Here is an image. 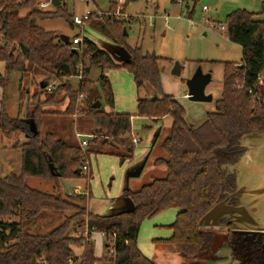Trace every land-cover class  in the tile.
I'll return each mask as SVG.
<instances>
[{
  "label": "trees",
  "instance_id": "16d2710c",
  "mask_svg": "<svg viewBox=\"0 0 264 264\" xmlns=\"http://www.w3.org/2000/svg\"><path fill=\"white\" fill-rule=\"evenodd\" d=\"M92 1L96 4L99 0ZM130 2L125 0L124 7ZM38 3L0 0V62L5 68V73L0 72V86L6 85L14 71L51 75L37 80L33 95L20 89V100L32 107V122L10 117L3 103L0 107V134L26 136L25 141L16 144L21 153L20 170L8 168L4 161L0 172V264H156L138 247L140 229L145 220L172 207L180 209L168 226L173 234L157 241L175 247L184 260L209 257L215 230L200 228L199 221L235 190L231 166L246 151L241 138L250 132H264V84L257 81L264 68V3L258 14L236 10L227 16L225 31L230 41L242 47V61L224 64L221 96L215 110L207 113L197 127L189 125L186 110L176 97L164 92L161 63L167 59L144 51L141 45L127 43L128 25L133 21L89 22V27L129 55L128 61L117 63L88 37L75 51L63 44L56 31L45 30L38 22L63 19L74 29V14L67 5L42 10ZM110 5L114 9L112 0ZM258 15L260 20L255 19ZM79 64L83 79L76 83ZM120 68L132 73L137 88L148 85L156 93L155 97H137V116L172 119L170 133L161 144L166 158L155 161L166 167L167 175L137 191L124 189L123 196L132 202L133 209L104 216L88 211L89 189L87 194L63 195L62 191L65 181L86 178L81 171L91 153L120 156L122 162L133 156V116L107 112L103 107H113L115 102L106 73ZM94 69L99 70L97 79L91 76ZM52 82L57 84L56 89L47 92L46 86ZM80 95L84 96L81 106ZM98 101L101 107L94 108ZM63 103L67 104L64 116L81 113L93 123L91 137L99 149H82L53 132L42 133L44 117L51 113L46 108ZM121 147L126 150L124 154L116 151ZM50 163L58 176L52 174ZM29 178L53 181V192L29 186ZM47 214H62L64 220L47 234L33 233L34 222ZM86 225L106 236L108 253L101 258L95 256L91 235H74ZM232 237L228 232L227 238ZM112 246L114 251L110 252Z\"/></svg>",
  "mask_w": 264,
  "mask_h": 264
},
{
  "label": "rangeland",
  "instance_id": "374dc122",
  "mask_svg": "<svg viewBox=\"0 0 264 264\" xmlns=\"http://www.w3.org/2000/svg\"><path fill=\"white\" fill-rule=\"evenodd\" d=\"M72 1H69L67 7L69 12L74 15H82L85 10H94L95 8L93 3L85 5L77 0L76 5H73ZM98 2V7L101 6L102 9H107L110 6V0H99ZM204 6L207 7V11H203ZM262 6L263 2L261 0H187L182 4L172 0H136L130 2L127 8L124 7V13L130 15L127 20L129 22L133 21L128 25L129 33L126 40L131 46L141 45L144 51L167 59L161 63V78L164 87L184 105L186 120L192 127H197L204 121L207 113L215 110V102L220 98L223 89L224 64L226 62L240 63L243 57L242 47L230 41L227 32L222 30L221 26H226L227 16L236 10H246L258 14L262 10ZM140 12H143V14ZM179 15L180 17H178ZM255 19L260 20L261 16L258 15ZM38 24L45 30L56 31L58 35L63 34L69 38L79 34L78 28H71L63 19L43 20L39 21ZM83 36L90 38L99 46H101L100 42L110 40L91 27L85 28ZM110 41L115 43L112 40ZM111 54L115 60L120 61L117 55ZM176 63L183 65V70L179 76L171 74ZM199 67L202 68L204 73L211 72L212 74V81L206 87V93L213 96V101L209 103L193 102L185 96L188 92L186 82ZM0 72L5 73L4 65L1 62ZM98 75L99 70L94 69L91 74L92 78L97 79ZM50 76L49 73H41L40 71L35 72L33 75L22 74L18 71L12 72L6 85L4 87L0 86V107L3 103L10 117L32 122V107H29L27 101L20 100V89H24L29 93L31 86H33V92L29 93V95H33L37 88V80H40V77L45 79ZM107 77L111 82L115 97V110L120 113L131 114L133 116V131L141 132L145 120L136 115L137 91L132 73L125 68L113 69L107 72ZM33 78H36L35 81H33ZM75 81L79 83L76 78ZM147 87L149 86L147 85ZM41 99H44V97H41ZM78 105L81 106L80 96ZM54 107L49 109L52 110ZM103 107L105 111L110 109L107 104H104ZM79 116H81V113L73 116L74 120L57 113L47 114L44 117L42 133L53 132L61 140L70 144H77L78 141L83 139L77 138V133L84 132V134H88L94 129L93 123L88 118L80 117L79 121H82V123L79 130L81 131L75 133V125H79L76 118ZM83 121H88L90 126L87 125L84 128ZM85 139L90 142V149L97 147L92 137L86 135ZM25 140V135L8 137L5 134H0V172L4 159L10 163L12 168L20 170L21 153L16 149V144ZM241 142L245 146L249 144V141L243 137ZM90 165L93 175L91 198L89 200L90 210L99 214L101 211L100 206H103L107 199H112L119 194L124 166H121L117 157L106 154L91 155ZM148 166L134 188L140 189L141 186L152 181L151 176H158L156 172H153L152 165ZM231 169L236 174L235 165L231 166ZM84 181L85 178L65 181L62 194L72 192L77 186L83 187L82 191H85L86 188L82 184ZM27 183L35 189L48 193L53 192L54 183L51 180L29 178ZM133 186L134 184L130 188H133ZM178 212H180L179 208L172 207L148 219L141 228L142 231L139 236L142 248H146L144 242L148 243L154 237V234L157 237H163L166 236L164 234L168 232L167 230L171 231L167 226L153 228V224H171L175 221ZM62 217V214H47L34 222L32 232L47 234L61 224L64 220V217ZM215 233L217 235H215L214 245L217 248L223 240L222 234L225 233V230L218 229L215 230ZM94 242L96 246L99 245L100 247L101 243H98L96 239ZM101 247L103 248L102 244ZM170 247L180 258L181 256L175 247ZM143 250L147 257L151 254L147 249ZM182 261H185L186 264L189 263L184 259ZM160 262V264H169L163 261Z\"/></svg>",
  "mask_w": 264,
  "mask_h": 264
},
{
  "label": "crops",
  "instance_id": "0c3cea01",
  "mask_svg": "<svg viewBox=\"0 0 264 264\" xmlns=\"http://www.w3.org/2000/svg\"><path fill=\"white\" fill-rule=\"evenodd\" d=\"M132 1H136V0H131V2ZM76 3H77V0L72 1L73 5H76ZM96 4H97V6H99V2H97ZM107 8H109V6ZM126 12H127V9H126ZM140 13L143 14V12H140ZM128 33H129V30H128ZM107 42H109V43H107ZM107 42L102 41V42H100V45L103 47V49L108 51L111 56H112L111 53H113L119 57L120 61H117L114 59L117 63H123L124 61L128 60V55L124 51L121 50L119 45H116V43H112L110 40L109 41L107 40ZM2 64L4 65V63H2ZM182 67H183V65H182ZM182 70H183V68H182ZM106 75H107V73H106ZM162 84H163L164 92L166 94L175 96L174 94L168 92L165 89L163 81H162ZM33 90H34V87L31 86L29 93H32ZM136 91H137V97L138 96H141V97H155L156 96V93L150 87H147V85H144L140 88H137V86H136ZM187 93L188 92H186L185 96H187ZM114 101H115V97H114ZM66 105H67L66 103H63V104L55 105V107L51 106V107H54V109H52V110L49 109L50 107H48V109L46 108V110L51 112V113L55 112L57 114H61L62 116H64L63 113L66 109ZM114 107H115V102H114V106L110 107V109L106 110V111L111 112V113H120L119 111L115 110ZM121 113H124V112H121ZM80 117H82V116H79L76 118L79 125L78 124L75 125V133L81 131V130H79L80 124L82 123V121H79ZM71 118L74 119V117H71ZM142 118L145 120V125L143 126V129L141 130V132L133 131V128H132L131 139H132L133 144H134V150H133L132 158L127 159L124 162H122L120 159V156L111 155V156L117 157L120 161L121 166H124V170H123V174H122V181H121V189H120L119 194L116 197H114L112 199H107L106 202L103 203V206H100L101 211L98 215L108 216V215H113L116 213L132 210L133 209L132 202L123 196V190L124 189H130L132 191L139 190V189L134 188L135 186H137L135 184L141 178V176L143 175V172L146 170V168L148 169V167H149L148 165H152V168L154 170L153 172L154 173L156 172L157 173L156 175H158L156 177L151 176L152 181L154 179L164 178L167 175L166 167L156 165L155 161L157 159L166 158V154L162 150L161 144H162L163 140L166 139L170 133V129H171V125H172V119L170 117H164L160 120H152V119L146 118V117H142ZM132 122H133V118H132ZM187 122H188V120H187ZM83 123H84V125H83L84 128H86L87 125L90 126V123L88 121H83ZM189 125L191 126L190 123H189ZM93 132H94V129L92 132H89L88 134H86V133L84 134V132H79V133L89 136ZM142 135H143V137H141ZM79 143H80V141L77 142V144H79ZM96 145H97V147L95 149H99L100 145H98V144H96ZM88 147H90L89 143H88L86 148H88ZM116 151H118V153H120V154H124L126 152V150L123 147L119 148ZM91 155L96 156V155H100V154L91 153L90 156ZM106 155H109V154H106ZM90 156L87 159L88 160V166H89L88 170L86 172L87 175H86L84 183H82V184L84 185V188H86V190L89 189L90 198H91V181L93 179V177H92L93 175L91 172ZM3 161H5L7 163L8 168H12L10 166L9 162H7L5 159ZM132 184H134V186H133V188H130V186ZM88 211L91 213L97 214L96 212H92L90 210V202H88ZM146 222H147V220L142 224L141 228L143 227V225ZM171 224H168V225L153 224L152 227L153 228H162L163 226L168 227ZM141 231L142 230L140 229V233H141ZM167 231L168 232H166V234H164L166 236L157 237V235L154 234L153 235L154 237H152L150 239V241H148V243L144 242V245L146 248H142V242L139 239L140 237H138L139 249L143 252V254H144L143 249H147L151 253L150 255H148V258L153 260L156 264H160L161 263L160 261H163V262H166L169 264H186L185 261H182L183 259L181 257L179 258L176 255L175 251H173V249H171V247H170L171 245L162 244V243L157 241L159 239L170 238L172 236L173 232H172V230L171 231L167 230ZM140 233H139V236H140ZM91 239H92V242L94 245L96 258H101L103 255L108 253V250L106 247L107 239H106V236L104 235V233L99 232V231H94L91 235ZM95 239L97 240L98 243L102 244L103 248L101 247V244H100V247H99V245L98 246L95 245V242H94ZM109 251L111 252V250H109ZM80 252H81V249H78L77 253L80 254Z\"/></svg>",
  "mask_w": 264,
  "mask_h": 264
},
{
  "label": "water",
  "instance_id": "95a60500",
  "mask_svg": "<svg viewBox=\"0 0 264 264\" xmlns=\"http://www.w3.org/2000/svg\"><path fill=\"white\" fill-rule=\"evenodd\" d=\"M261 1L264 3V0ZM52 3L55 7L60 5L59 0H52ZM124 34H127L126 29ZM59 37L63 43H69L70 38L68 36L61 34ZM73 50L75 51V49ZM121 50L124 51L122 48ZM182 68L180 63H176L172 74L179 76ZM211 81V72L204 73L199 67L186 82L187 98L199 103L212 102L213 96L206 93V87ZM41 86L45 87L43 83ZM93 107L100 108L101 102L94 103ZM243 138H246L249 144L245 146V153L235 164L236 188L200 219V228L218 230L226 226V224L221 223V220L225 219L239 230L264 231V132H250ZM49 167L53 175H59L53 163H50ZM235 199L239 200L238 205L230 204V201ZM215 235L217 234L215 233ZM222 237L220 246L215 248L213 244L209 257L186 260L189 262L188 264H234L227 234H222Z\"/></svg>",
  "mask_w": 264,
  "mask_h": 264
},
{
  "label": "built area",
  "instance_id": "2783aa9c",
  "mask_svg": "<svg viewBox=\"0 0 264 264\" xmlns=\"http://www.w3.org/2000/svg\"><path fill=\"white\" fill-rule=\"evenodd\" d=\"M60 5H68L70 0H59ZM81 3L88 5L90 3H93L95 5L94 10H85L82 15H74L73 17V22L79 30V34L75 35L74 37L70 38L69 43L65 44L70 45L73 49H78V47H81V44L83 43V33H85V28H89V22L92 20H98V21H109V22H117L121 20H127L129 19V14L124 13V3L125 0H112V4L114 5V9H112L111 5L107 9H102L92 1V0H78ZM187 0H175V2H178L180 4L186 2ZM39 8L42 10H51L54 9L55 6L52 3V0H40L39 3ZM203 11H207V7H203ZM180 17V15L178 16ZM222 30H225V26H221ZM75 78L80 82L83 79V71H82V65L79 64L77 66V75ZM257 81L260 84H264V68L260 71V73L257 76ZM56 89V83L52 82L46 86V91L51 92ZM250 94L252 93V90H249ZM84 96L80 95V99H83ZM256 100H259V96H255ZM77 138H83L80 141V147L82 149H85L88 145V141L84 139L86 135L83 134H76ZM92 135H89L91 137ZM136 141V140H135ZM88 160H86L85 164L82 167L81 174H85L88 170ZM83 187L77 186L73 189L72 192L69 194H87V190L82 191ZM94 232L93 229H90L87 225L81 229L75 232V236H83V237H88L89 235H92ZM115 235L112 236L111 240L112 242L114 241ZM111 252L114 251V246L111 247ZM72 264V262H70Z\"/></svg>",
  "mask_w": 264,
  "mask_h": 264
},
{
  "label": "flooded vegetation",
  "instance_id": "af4514ba",
  "mask_svg": "<svg viewBox=\"0 0 264 264\" xmlns=\"http://www.w3.org/2000/svg\"><path fill=\"white\" fill-rule=\"evenodd\" d=\"M234 201H230V204L238 205L239 200ZM221 223L226 226L219 229H224L227 235L230 232L233 236L228 240L234 264H264V231L239 230L225 219Z\"/></svg>",
  "mask_w": 264,
  "mask_h": 264
}]
</instances>
